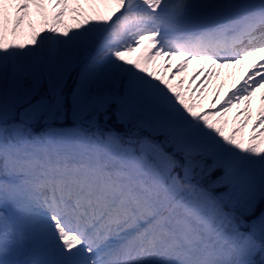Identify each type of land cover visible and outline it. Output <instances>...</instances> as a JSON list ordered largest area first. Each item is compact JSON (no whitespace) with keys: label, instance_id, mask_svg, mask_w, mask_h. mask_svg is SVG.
<instances>
[{"label":"snow or ice","instance_id":"6c2138e0","mask_svg":"<svg viewBox=\"0 0 264 264\" xmlns=\"http://www.w3.org/2000/svg\"><path fill=\"white\" fill-rule=\"evenodd\" d=\"M0 264H264V0H0Z\"/></svg>","mask_w":264,"mask_h":264},{"label":"rangeland","instance_id":"374dc122","mask_svg":"<svg viewBox=\"0 0 264 264\" xmlns=\"http://www.w3.org/2000/svg\"><path fill=\"white\" fill-rule=\"evenodd\" d=\"M65 20H66L67 23H71V20H69L67 17L65 18ZM191 70H192V69L189 68V74L191 73ZM257 104H258V101H257Z\"/></svg>","mask_w":264,"mask_h":264},{"label":"bare ground","instance_id":"6f19581e","mask_svg":"<svg viewBox=\"0 0 264 264\" xmlns=\"http://www.w3.org/2000/svg\"><path fill=\"white\" fill-rule=\"evenodd\" d=\"M257 106V101L256 102H254V105H253V107L255 108Z\"/></svg>","mask_w":264,"mask_h":264},{"label":"trees","instance_id":"16d2710c","mask_svg":"<svg viewBox=\"0 0 264 264\" xmlns=\"http://www.w3.org/2000/svg\"><path fill=\"white\" fill-rule=\"evenodd\" d=\"M37 131H39V129H37Z\"/></svg>","mask_w":264,"mask_h":264}]
</instances>
